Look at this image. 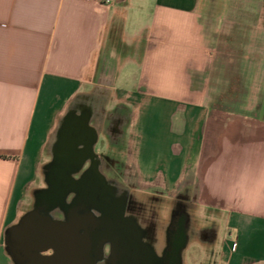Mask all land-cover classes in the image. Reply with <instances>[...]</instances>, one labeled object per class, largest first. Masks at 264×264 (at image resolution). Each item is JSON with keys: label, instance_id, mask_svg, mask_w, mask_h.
<instances>
[{"label": "crops", "instance_id": "1", "mask_svg": "<svg viewBox=\"0 0 264 264\" xmlns=\"http://www.w3.org/2000/svg\"><path fill=\"white\" fill-rule=\"evenodd\" d=\"M251 13L264 39V0H0V264L69 115L92 113L105 144L104 114L130 94L147 178L230 216L227 264L264 263V105L208 98L215 40Z\"/></svg>", "mask_w": 264, "mask_h": 264}, {"label": "flooded vegetation", "instance_id": "2", "mask_svg": "<svg viewBox=\"0 0 264 264\" xmlns=\"http://www.w3.org/2000/svg\"><path fill=\"white\" fill-rule=\"evenodd\" d=\"M127 115L119 110L108 119L106 129L112 138L122 135ZM91 121L90 112L71 113L66 119L44 169V188L34 201L44 206L58 198L56 204L66 213L72 208L81 214L92 211L101 222L94 231L108 232L98 264H186L190 245L196 241L214 245L216 226H193L191 188L173 197L167 215L140 203L130 189L120 191L119 165L110 155L97 151L99 139L93 148L97 137L89 126ZM187 189L190 193L185 198Z\"/></svg>", "mask_w": 264, "mask_h": 264}, {"label": "rangeland", "instance_id": "3", "mask_svg": "<svg viewBox=\"0 0 264 264\" xmlns=\"http://www.w3.org/2000/svg\"><path fill=\"white\" fill-rule=\"evenodd\" d=\"M231 17H233L232 21L239 19L238 21H245L246 23H244V27H238L235 23L229 22L231 26L230 33L221 32L222 35L218 37L219 39L215 40L211 54L215 59L214 74L216 77L213 79V92L209 94L208 98L209 101L218 99L219 102L217 101V103H220L221 100H228L231 103L241 100L246 105H255L256 110L259 111V106L262 107L264 105V93L258 91L260 88L264 89V39L260 35V31L253 28L256 20L255 14L237 15V17L234 14ZM229 83L233 85V88H231L230 93H227L228 91L226 90L229 89L227 88ZM239 85L246 92L236 93ZM215 89L218 92L214 93ZM110 100L111 97L109 96L107 102ZM111 105L110 111L106 112L103 118L108 120L112 114H115L119 110L121 113L128 114L126 120L127 123L133 121L131 130L134 131V134L132 136L131 134L128 135L127 138L125 136L111 138L113 137L111 136L110 140L108 139L105 144L100 145V143L97 146V151L101 154L110 155L118 163L119 173L117 181L120 184L117 187H119L120 191L122 189H130L131 193L141 201L140 203H143L146 207L149 206L150 208L159 210L158 213L161 215H167L173 197L177 193L174 190L164 188L163 184H161L165 180L162 174L152 175L153 178L148 179L147 174L143 170L142 159L140 157V139L136 138V126H134L136 122L133 120L135 112L140 109V96L130 94L125 102L116 101ZM128 128V126L127 128L124 127L122 134L126 133L125 129ZM49 160L50 158L45 160L39 169L37 188L31 193L29 200H27L29 204H26L23 216L31 211L35 204V194L33 193L44 188V169ZM188 189L183 192L185 198L190 193ZM241 195V191L234 190L230 196L235 199ZM52 214L55 218H64V213L60 209L54 211ZM190 214L193 216L194 227L202 229V227L214 225L218 230V237L214 245H204L198 241L190 245L186 253V264H227V252L231 250L229 246H226L227 249H225L226 241H231L234 251L237 250L238 245L237 234L228 228L230 216L225 212L218 213L206 207L198 208L195 206L190 209Z\"/></svg>", "mask_w": 264, "mask_h": 264}, {"label": "water", "instance_id": "4", "mask_svg": "<svg viewBox=\"0 0 264 264\" xmlns=\"http://www.w3.org/2000/svg\"><path fill=\"white\" fill-rule=\"evenodd\" d=\"M95 135L93 148L99 138ZM59 200L54 198L44 206L35 202L31 211L7 231V251L15 264H98L108 232L94 231L101 222L92 211L81 214L72 208L66 213L61 204H56ZM58 209L66 219L53 216Z\"/></svg>", "mask_w": 264, "mask_h": 264}, {"label": "bare ground", "instance_id": "5", "mask_svg": "<svg viewBox=\"0 0 264 264\" xmlns=\"http://www.w3.org/2000/svg\"><path fill=\"white\" fill-rule=\"evenodd\" d=\"M124 231V230H123Z\"/></svg>", "mask_w": 264, "mask_h": 264}]
</instances>
